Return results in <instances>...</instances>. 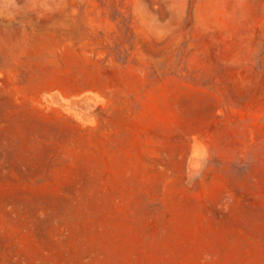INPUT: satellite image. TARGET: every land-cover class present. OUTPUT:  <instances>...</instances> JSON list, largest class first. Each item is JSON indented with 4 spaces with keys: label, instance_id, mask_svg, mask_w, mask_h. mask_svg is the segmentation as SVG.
I'll return each mask as SVG.
<instances>
[{
    "label": "rangeland",
    "instance_id": "1",
    "mask_svg": "<svg viewBox=\"0 0 264 264\" xmlns=\"http://www.w3.org/2000/svg\"><path fill=\"white\" fill-rule=\"evenodd\" d=\"M0 264H264V0H0Z\"/></svg>",
    "mask_w": 264,
    "mask_h": 264
}]
</instances>
